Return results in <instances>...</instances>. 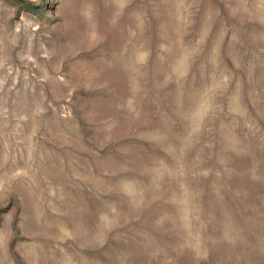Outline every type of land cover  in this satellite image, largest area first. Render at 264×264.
<instances>
[{
  "label": "rangeland",
  "instance_id": "1",
  "mask_svg": "<svg viewBox=\"0 0 264 264\" xmlns=\"http://www.w3.org/2000/svg\"><path fill=\"white\" fill-rule=\"evenodd\" d=\"M0 264H264V0H0Z\"/></svg>",
  "mask_w": 264,
  "mask_h": 264
}]
</instances>
